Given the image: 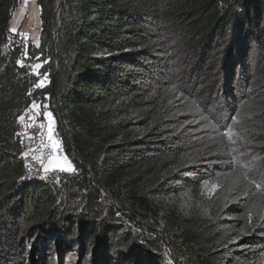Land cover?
Returning <instances> with one entry per match:
<instances>
[{
	"label": "trees",
	"instance_id": "1",
	"mask_svg": "<svg viewBox=\"0 0 264 264\" xmlns=\"http://www.w3.org/2000/svg\"><path fill=\"white\" fill-rule=\"evenodd\" d=\"M58 1H35L36 47L9 31L18 0H0V264H42L51 243L88 264H259L264 0H62L54 44ZM37 59L74 169L57 185L27 172L16 135Z\"/></svg>",
	"mask_w": 264,
	"mask_h": 264
},
{
	"label": "rangeland",
	"instance_id": "2",
	"mask_svg": "<svg viewBox=\"0 0 264 264\" xmlns=\"http://www.w3.org/2000/svg\"><path fill=\"white\" fill-rule=\"evenodd\" d=\"M35 1L36 0L33 2L32 0H18L17 7L12 13L9 31L11 29H16L15 33L10 31L11 35H17V38L24 44L31 43L37 47L39 44L40 19L38 6ZM45 64L46 62L40 61L39 59L32 60L29 64V72L35 78L32 91H36V95L30 98V104L19 116L23 117V119H17L16 135L22 146L21 156L25 162L27 172L32 175L33 179L47 181L57 185L59 179L63 178V175L73 174L74 169L69 159L63 153L60 140L55 133V120L49 110V105L46 100L47 97L40 93L42 89L49 87L48 85L50 82L49 69ZM37 65H39V67H36ZM54 68L55 66H53V70ZM41 80H43L42 87L39 84ZM34 104L38 105V107H33ZM49 116L51 117L50 121ZM49 123H51L52 128L51 140L49 139ZM53 143L56 145L55 148L53 147ZM256 146L257 143L253 142L252 149L256 152L252 150L251 152L253 155L259 157L258 148H255ZM244 151L243 154H245ZM254 163H256V165H254ZM257 163V159L252 162L253 168H251V170L254 174L262 176L259 172L264 167L257 165ZM258 183L264 186V176L263 178L260 177ZM262 188L264 189V187ZM213 189L214 187L208 183L202 185V190L205 194L213 191ZM152 201L156 207L161 209L174 210L176 212L185 211V203L177 199L161 198L152 199ZM260 223L263 229L264 217L261 219ZM117 231L116 229L115 234L110 233V242L115 245L114 249H119L122 244V239L119 234L116 233ZM251 233V230L249 232H242L240 236L248 235L251 237V235H253ZM260 233H263V231H259L258 235ZM69 247H71L68 249L69 251L65 249L66 247L59 250L57 243H51L43 251L45 255L41 253L38 256L39 260L42 261V264H88L92 260V257L85 255L86 252L80 251L78 245L75 244ZM260 251L261 252L258 253L259 264H264V247ZM110 264H114V262L112 261Z\"/></svg>",
	"mask_w": 264,
	"mask_h": 264
},
{
	"label": "water",
	"instance_id": "3",
	"mask_svg": "<svg viewBox=\"0 0 264 264\" xmlns=\"http://www.w3.org/2000/svg\"><path fill=\"white\" fill-rule=\"evenodd\" d=\"M62 0H59L56 6V10H55V15H54V24H55V28L53 29V33H54V40L53 43L55 44L57 41V37H58V26H59V21H58V11L60 8V4H61ZM56 69V66H55Z\"/></svg>",
	"mask_w": 264,
	"mask_h": 264
},
{
	"label": "snow or ice",
	"instance_id": "4",
	"mask_svg": "<svg viewBox=\"0 0 264 264\" xmlns=\"http://www.w3.org/2000/svg\"><path fill=\"white\" fill-rule=\"evenodd\" d=\"M10 31H12L13 33H15L16 32V29H11ZM25 58H27V55L26 54H25ZM17 63H18V66L19 67H23V64L20 61H18ZM36 67H39V65H37ZM39 84L42 87L43 86V80L39 81ZM33 107H38V105H35L34 104ZM18 119H21L22 120L23 117H19ZM50 120H51V117L49 116V121ZM51 138H52V128H51V123H49V139L51 140ZM53 147L54 148L56 147L55 143H53Z\"/></svg>",
	"mask_w": 264,
	"mask_h": 264
},
{
	"label": "crops",
	"instance_id": "5",
	"mask_svg": "<svg viewBox=\"0 0 264 264\" xmlns=\"http://www.w3.org/2000/svg\"><path fill=\"white\" fill-rule=\"evenodd\" d=\"M34 0H32V2H33Z\"/></svg>",
	"mask_w": 264,
	"mask_h": 264
}]
</instances>
